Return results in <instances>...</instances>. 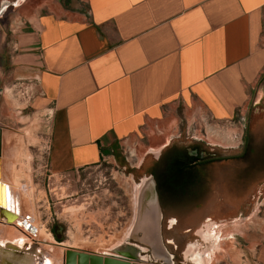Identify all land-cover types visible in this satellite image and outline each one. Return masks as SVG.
<instances>
[{
	"label": "crops",
	"instance_id": "1",
	"mask_svg": "<svg viewBox=\"0 0 264 264\" xmlns=\"http://www.w3.org/2000/svg\"><path fill=\"white\" fill-rule=\"evenodd\" d=\"M16 20L12 75L50 111L57 174L172 125L234 118L264 93V0H0L1 58ZM252 264H264V242Z\"/></svg>",
	"mask_w": 264,
	"mask_h": 264
},
{
	"label": "rangeland",
	"instance_id": "2",
	"mask_svg": "<svg viewBox=\"0 0 264 264\" xmlns=\"http://www.w3.org/2000/svg\"><path fill=\"white\" fill-rule=\"evenodd\" d=\"M58 1L71 6V0ZM12 22L0 57V127L5 126L4 137H10L2 144V161L10 158L6 155L9 145L11 153V147L19 150V160L17 153H12V160L18 162L19 184L27 199L32 198L34 209L25 212L16 199L18 219L9 223L3 218L0 223V255L14 259L0 257L13 264H65L69 254L67 264H139L102 255L125 240L137 188L151 175L155 159L161 165L168 160L174 165L173 158H162L167 150L177 145L185 150L202 142L216 152V160L172 169L161 179L163 239L175 242L167 247L176 264H192L185 256L190 243L199 246L198 264H252V256L264 242V93H257L252 105L236 111L234 118L207 114L205 120L191 125H172L157 140L149 141L147 136L118 143L97 165L57 174L49 161L50 111L31 98L30 82L12 75L10 41L18 20ZM172 217L178 221L171 230L168 220ZM29 218L51 236L53 245L22 234L19 229ZM207 221L212 224L211 242L197 232ZM186 229L191 232L184 234ZM52 230L62 242L56 241Z\"/></svg>",
	"mask_w": 264,
	"mask_h": 264
},
{
	"label": "water",
	"instance_id": "3",
	"mask_svg": "<svg viewBox=\"0 0 264 264\" xmlns=\"http://www.w3.org/2000/svg\"><path fill=\"white\" fill-rule=\"evenodd\" d=\"M1 155L2 130L0 129V161ZM15 216L9 210H0V218L5 217L7 221L14 219ZM57 246L59 247L60 244ZM65 249L72 250V248ZM68 255L66 254L65 264ZM102 256L128 263L173 264V256L168 252L163 241L162 209L156 181L152 176L144 178L137 188L134 216L125 240L110 248L107 255Z\"/></svg>",
	"mask_w": 264,
	"mask_h": 264
},
{
	"label": "flooded vegetation",
	"instance_id": "4",
	"mask_svg": "<svg viewBox=\"0 0 264 264\" xmlns=\"http://www.w3.org/2000/svg\"><path fill=\"white\" fill-rule=\"evenodd\" d=\"M181 148H183V147L177 145L174 147V149L172 148L170 150H167L166 153H164V155H162V158H165V160H168L169 158H173L171 162H174V165H172L170 163L168 164L169 160L164 161L165 164L161 165V164H159V159H155L154 164L151 165L149 174H151L150 176H152L154 178V180L156 181V185H158V188L161 187V185H163V184H161V181H162L161 179H163L164 177L166 178V176L168 177V171H170L172 169H181L184 166H190V165H194V164L203 165L205 163L212 162V161L217 159L216 152L212 151L210 148H206L205 144L202 142L194 143V144L188 146L185 150L181 149ZM163 190H164V188H163ZM160 197H161V194H160ZM163 219H164V211L162 209V222H163ZM173 221H175L174 223H176L178 221V219L176 217H172L171 219H169L168 220V229L172 230V227H174ZM207 222L208 223L201 226L197 232L199 233V235L201 236V238L204 241L211 242V241H213V238L211 236H210V238H208V233L210 232L209 227H211L212 224H210L209 221H207ZM190 232H191V229H186L184 234H188ZM163 241H164V244H165L167 250H168V247H167L168 245H170V244L174 245L175 244V242L172 239L166 240V241L163 239ZM175 247L177 248L176 245H175ZM186 247L188 248L186 255L187 256L190 255L192 257L193 262L198 264L201 261V259L197 255V254H199V252H198L199 246H197L196 244L190 243V244H187ZM168 252H169V250H168ZM170 254L173 256V264H176L175 263V256L172 253H170ZM147 255L149 256V253Z\"/></svg>",
	"mask_w": 264,
	"mask_h": 264
},
{
	"label": "bare ground",
	"instance_id": "5",
	"mask_svg": "<svg viewBox=\"0 0 264 264\" xmlns=\"http://www.w3.org/2000/svg\"><path fill=\"white\" fill-rule=\"evenodd\" d=\"M15 144H16V142H15ZM11 151H12V153H14V156L17 153L16 155L18 156V158L16 157V159L19 160V152H18L19 150L14 152V149L11 147ZM17 164H18V162H17ZM8 168H9V170H8L9 173H11V177H9V178L7 177V174L3 171L2 167H0V210L1 211L9 210L11 213L16 215L14 217V219L8 221L9 223H11L20 215L19 201L18 200H20V202H21L20 206L22 207V209H24L25 212H32L34 208H33L32 198L27 199L26 194H25V189H23V187H22L23 185L19 184V179L22 178L20 169L18 168V166H15V164H13V166L8 167ZM26 178L30 179L29 177H26ZM16 188H18L20 190V194H18L19 198L17 201H16L17 196L15 195V190H18V189H16ZM8 189L10 192V198H8ZM3 218H5V217L0 218V223L2 222ZM30 218L25 219V222L23 221L24 223L22 222L23 224H25L24 228L19 229L22 232V234L27 236L30 240H35V238H38L39 240L41 239V241L46 243V244L51 243V240H52L51 236L49 234H46L43 231H40L39 228L37 227V225L33 221H31ZM22 227H23V225H22ZM31 229H33L34 231H32ZM76 248L79 249V247H76ZM52 250H54V249H52ZM0 256L5 257L7 255L4 254V255H0ZM1 257H0V264H13L8 259H6V258H10L11 256L10 257L7 256L5 259H2ZM11 258L14 259L13 257H11ZM18 262H20V261H17V263ZM17 263H15V264H17Z\"/></svg>",
	"mask_w": 264,
	"mask_h": 264
},
{
	"label": "trees",
	"instance_id": "6",
	"mask_svg": "<svg viewBox=\"0 0 264 264\" xmlns=\"http://www.w3.org/2000/svg\"><path fill=\"white\" fill-rule=\"evenodd\" d=\"M52 233H53V235H54V237H55L57 242H59V243L62 242V240L57 237V235L55 234V232L53 230H52Z\"/></svg>",
	"mask_w": 264,
	"mask_h": 264
},
{
	"label": "snow or ice",
	"instance_id": "7",
	"mask_svg": "<svg viewBox=\"0 0 264 264\" xmlns=\"http://www.w3.org/2000/svg\"><path fill=\"white\" fill-rule=\"evenodd\" d=\"M175 221H173V223H174Z\"/></svg>",
	"mask_w": 264,
	"mask_h": 264
}]
</instances>
